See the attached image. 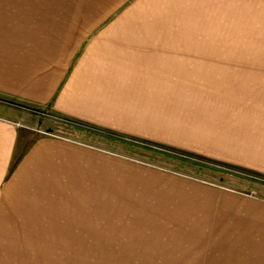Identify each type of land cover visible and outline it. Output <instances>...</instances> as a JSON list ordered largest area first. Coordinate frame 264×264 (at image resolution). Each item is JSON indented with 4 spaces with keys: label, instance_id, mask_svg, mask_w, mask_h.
<instances>
[{
    "label": "rangeland",
    "instance_id": "obj_1",
    "mask_svg": "<svg viewBox=\"0 0 264 264\" xmlns=\"http://www.w3.org/2000/svg\"><path fill=\"white\" fill-rule=\"evenodd\" d=\"M86 54L141 122L80 124L90 142H72L55 93L6 98L71 142L47 147L61 162L10 164L0 206L18 209L0 219L56 224L58 264H264V0H0V67L25 86ZM18 230L0 245L27 249L4 242Z\"/></svg>",
    "mask_w": 264,
    "mask_h": 264
},
{
    "label": "crops",
    "instance_id": "obj_2",
    "mask_svg": "<svg viewBox=\"0 0 264 264\" xmlns=\"http://www.w3.org/2000/svg\"><path fill=\"white\" fill-rule=\"evenodd\" d=\"M86 58H88L87 54L79 62L74 73L68 75L66 78L64 76L52 77V75H44L36 78L37 81H34L29 86H25V83L29 81V75H22L18 71L15 76L14 69L9 68V70H5L3 67L11 65L0 67V188L6 180L10 164L18 160L20 156L22 157L19 160L21 164L35 163L42 168L44 167L42 165L50 163L52 159L59 158L60 162L62 161L61 154H47L48 146L62 149V144L55 142H71L68 140L46 138L41 136L39 132L37 134L36 127H32L31 125L36 123L41 126V120H33L30 116L31 114L22 112L16 106H6L4 103L7 99L16 101L15 104L24 103L40 107L43 104H47V101L52 97V92L53 94L55 93L54 111L68 121L78 123L79 129L83 131L82 133L75 132V140L72 142L79 140H81L80 142H90V136L85 134L86 127L80 126V124L120 127V125L127 123L128 120L134 123L141 122L136 114L128 118L125 110L120 111L119 108L118 111L114 110L117 104L120 106L123 102V105H125L128 96L125 93L121 95L120 91L118 95L117 92H112L114 90H111L108 85L109 80L107 78L109 76L103 75L100 71L94 73L93 69L90 68V61ZM105 79H107L106 83ZM48 89L51 94L48 93ZM12 119L24 125L28 124L31 127H26V130L18 129L4 122V120ZM52 151L50 150L49 152ZM27 153L28 156L23 158ZM16 209L18 207L0 206V211ZM30 221V219L25 218L0 219V226H12L21 229L18 230V233L1 234L4 242L27 244V249H25V246L0 245V264H58L57 262L50 261L58 259L57 252L52 250L53 246H50L49 252L44 249H48L46 246L47 242L57 243L61 241L56 235L47 234L46 232V227H55L56 224L31 223ZM33 226L40 227V229H43V232L38 231V233L34 234L24 233L26 232L24 228H27L28 232V229ZM33 246L35 250H32ZM48 253H51V255L48 256Z\"/></svg>",
    "mask_w": 264,
    "mask_h": 264
}]
</instances>
